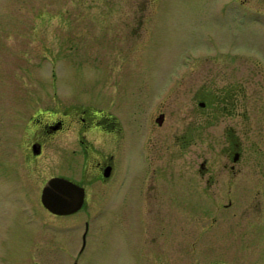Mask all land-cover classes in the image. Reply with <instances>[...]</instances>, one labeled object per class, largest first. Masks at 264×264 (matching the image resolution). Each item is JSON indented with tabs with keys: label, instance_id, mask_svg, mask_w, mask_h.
Listing matches in <instances>:
<instances>
[{
	"label": "rangeland",
	"instance_id": "1",
	"mask_svg": "<svg viewBox=\"0 0 264 264\" xmlns=\"http://www.w3.org/2000/svg\"><path fill=\"white\" fill-rule=\"evenodd\" d=\"M244 77L249 115L246 198L220 209L199 199L203 214L192 222L201 234L200 248L237 256L232 260L236 264H264V4L0 0V264H138L153 246H139L143 227L129 187V165L125 183L107 189L87 209L70 215L45 209L41 185L54 172L50 164L39 161L31 167L13 154L16 112H21V123L53 100L109 109L114 101L123 120L126 106L144 96L152 110L165 111L157 130L171 135L183 127L190 130L199 100L208 103L209 97L217 100L237 89L238 102ZM228 124L225 117L200 115V129L214 135H224ZM186 148L190 151L185 150L184 162L192 155V146ZM124 151L133 155L135 144ZM256 165L261 171L252 170ZM78 168L74 162L70 170ZM121 175L118 171L115 180ZM190 203L184 197L181 205ZM85 210L89 229L79 253ZM181 219L180 226L193 227L186 215Z\"/></svg>",
	"mask_w": 264,
	"mask_h": 264
},
{
	"label": "flooded vegetation",
	"instance_id": "2",
	"mask_svg": "<svg viewBox=\"0 0 264 264\" xmlns=\"http://www.w3.org/2000/svg\"><path fill=\"white\" fill-rule=\"evenodd\" d=\"M260 2L264 4V0ZM244 78L240 79L238 86V102L237 89L217 100L209 97L208 103L199 100L200 108L192 113L190 130L183 127L181 132L171 135L157 130L166 113L160 107L152 110L149 99L144 101V96H137L132 105L126 106L123 120L113 108L114 101L109 109L83 101L53 100L34 109L25 122L20 123L21 112H16L10 146H14L13 154L26 159L28 166L36 167L39 161L50 164L49 170L54 173L45 177L41 189L49 178L55 176L81 186L84 195L80 210L87 209L88 203L102 197L107 189L125 183L127 165L131 166L129 187L134 192L135 208L143 227L139 246L147 248L150 242L153 243L138 264H236L232 260L240 259L237 256L200 248L201 234L192 221L203 214L199 212V199L220 209L246 198L249 170L246 123L249 115ZM201 113L207 118L225 117L229 124L224 135L202 131ZM124 123L129 124L127 128ZM3 135L7 137V134ZM204 140H207L206 145ZM132 142L135 153L125 155L124 149ZM186 146H192V155L184 162L185 150L190 151ZM252 149L253 146L250 151ZM52 155L63 158L61 161L42 160ZM11 159L14 163L13 156ZM74 162L79 167L75 173L70 170ZM12 167L16 169L15 165ZM261 169L257 166L252 170ZM118 171L122 175L115 180ZM184 197L191 201L189 207V203L181 205ZM45 209L57 214L47 207ZM183 214L193 227L180 226ZM83 215L86 216L81 220L83 230L79 253L86 243L89 229L86 210ZM158 238H161L159 243L155 242Z\"/></svg>",
	"mask_w": 264,
	"mask_h": 264
},
{
	"label": "water",
	"instance_id": "3",
	"mask_svg": "<svg viewBox=\"0 0 264 264\" xmlns=\"http://www.w3.org/2000/svg\"><path fill=\"white\" fill-rule=\"evenodd\" d=\"M83 195L84 190L81 186L64 177L55 176L44 183L40 200L51 212L67 214L81 206Z\"/></svg>",
	"mask_w": 264,
	"mask_h": 264
}]
</instances>
